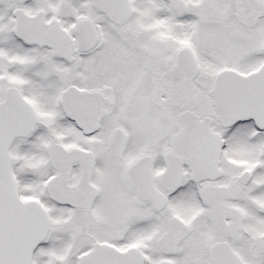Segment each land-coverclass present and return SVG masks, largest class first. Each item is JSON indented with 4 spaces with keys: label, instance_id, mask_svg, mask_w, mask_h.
<instances>
[{
    "label": "snow or ice",
    "instance_id": "obj_1",
    "mask_svg": "<svg viewBox=\"0 0 264 264\" xmlns=\"http://www.w3.org/2000/svg\"><path fill=\"white\" fill-rule=\"evenodd\" d=\"M0 264H264V0H0Z\"/></svg>",
    "mask_w": 264,
    "mask_h": 264
}]
</instances>
